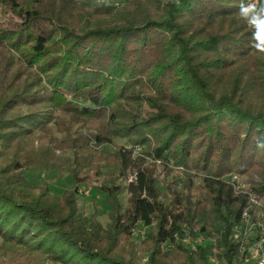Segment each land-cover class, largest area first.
<instances>
[{
	"label": "trees",
	"instance_id": "1",
	"mask_svg": "<svg viewBox=\"0 0 264 264\" xmlns=\"http://www.w3.org/2000/svg\"><path fill=\"white\" fill-rule=\"evenodd\" d=\"M250 2L0 0V237L48 262L140 264L142 223L143 264L246 260L236 234L249 192L233 175L264 198V52L240 15ZM147 156L182 167L183 190L162 191ZM64 170L76 185L106 179V227L80 212L79 185L55 194L27 176ZM187 235L206 241L193 250Z\"/></svg>",
	"mask_w": 264,
	"mask_h": 264
},
{
	"label": "rangeland",
	"instance_id": "2",
	"mask_svg": "<svg viewBox=\"0 0 264 264\" xmlns=\"http://www.w3.org/2000/svg\"><path fill=\"white\" fill-rule=\"evenodd\" d=\"M9 15V14H8ZM8 15L4 13V11L0 7V24L5 25L7 23ZM117 143L123 145L127 148H134L133 156L135 158L140 157L142 152V147L140 144L133 145L128 142L126 138H119ZM106 149H110V147H106ZM146 164L151 166L153 170H155V178L157 179L162 191H166V183L174 182L176 183L177 189L183 190V183L185 180V173L182 167L174 166L172 168L164 167L160 162L155 161L151 157H146L144 159ZM235 174V172H234ZM232 175V174H230ZM230 175L228 177H230ZM27 176L30 180H33L38 185H41L42 182L47 179L51 185V192L55 194H62L64 190L68 188H72L76 185L69 172L66 170L58 172H52L49 175L45 172L40 171H29L27 172ZM134 178V171H130L126 183L124 181V185L127 184L128 180H132ZM240 182L239 187L236 189L237 192H249V202L245 210H247L246 218L243 217V225L244 230L243 233L246 232V235L252 239L250 242V246L259 238L264 236V198H260L256 196L257 202H253L251 200V196L253 195L248 188V184L243 180L242 177L238 179ZM107 181L104 177H100L96 179L93 177L91 182L79 185L83 192L77 190V204L80 212L88 218H95L99 222L106 227L111 222V216L109 215L110 205L108 202L107 192L102 187V184H105ZM195 182L198 184L200 182L199 178H196ZM121 179L116 181V184H121ZM254 196V195H253ZM129 192L126 188H123L120 199L126 207L129 200ZM244 210V211H245ZM244 214V212H243ZM152 227H146L142 223L137 226V229L133 233L132 242L135 246V251L139 258V263H146L148 260V253H143L141 251V247L143 241L147 238L149 232H151ZM237 234H239L237 232ZM186 239H188L186 241ZM206 238L200 237V239H195L196 241L204 244ZM194 237L192 235H187L183 241L187 243L193 250H197V246L193 243ZM215 244V239H208ZM243 248V247H242ZM213 251H217L215 247L212 249ZM243 251V250H242ZM0 259L2 260V264H64L61 261L58 262H48V255L42 250L39 251H29L27 247L21 246L19 244H15L10 241H5L2 237H0ZM211 263L213 264H221L218 258H211ZM235 264H258L256 259L244 260L241 259Z\"/></svg>",
	"mask_w": 264,
	"mask_h": 264
},
{
	"label": "clouds",
	"instance_id": "3",
	"mask_svg": "<svg viewBox=\"0 0 264 264\" xmlns=\"http://www.w3.org/2000/svg\"><path fill=\"white\" fill-rule=\"evenodd\" d=\"M175 3L178 5L179 0H175ZM240 15L254 29L253 46L259 52H264V0H252L247 5H242ZM261 146H264V143Z\"/></svg>",
	"mask_w": 264,
	"mask_h": 264
},
{
	"label": "built area",
	"instance_id": "4",
	"mask_svg": "<svg viewBox=\"0 0 264 264\" xmlns=\"http://www.w3.org/2000/svg\"><path fill=\"white\" fill-rule=\"evenodd\" d=\"M236 179L238 182V186L240 185L239 178L237 175H233V181ZM81 191H83L81 189ZM83 192H89L88 191H83ZM254 195V196H253ZM251 196V200L253 202H257L256 195L253 194ZM247 210L244 211L243 217L246 218ZM242 234L243 238V250L248 251V254L246 255V260H251V259H256L258 264H264V236L259 237L251 246H250V241L249 237L246 235V232L243 233L242 231L239 232V234H236V237H239ZM200 239V238H199ZM188 239H186L187 241Z\"/></svg>",
	"mask_w": 264,
	"mask_h": 264
}]
</instances>
